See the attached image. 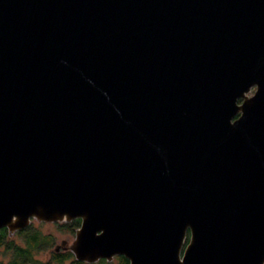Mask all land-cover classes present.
I'll return each mask as SVG.
<instances>
[{
    "label": "water",
    "instance_id": "water-1",
    "mask_svg": "<svg viewBox=\"0 0 264 264\" xmlns=\"http://www.w3.org/2000/svg\"><path fill=\"white\" fill-rule=\"evenodd\" d=\"M31 219L86 263L264 264V0H0V230Z\"/></svg>",
    "mask_w": 264,
    "mask_h": 264
},
{
    "label": "trees",
    "instance_id": "trees-1",
    "mask_svg": "<svg viewBox=\"0 0 264 264\" xmlns=\"http://www.w3.org/2000/svg\"><path fill=\"white\" fill-rule=\"evenodd\" d=\"M60 232L74 234L79 228L80 220L70 222L54 223ZM20 242L10 239L7 229L0 230V250L9 254L8 261L0 264H129V261L122 255L115 256L113 261L108 262L100 259L95 263H86L75 259L71 251L60 248L53 249L55 239L51 234L43 233L39 228L29 224L24 229L14 233ZM186 238L185 245L188 242ZM48 254L45 260L39 255Z\"/></svg>",
    "mask_w": 264,
    "mask_h": 264
},
{
    "label": "rangeland",
    "instance_id": "rangeland-1",
    "mask_svg": "<svg viewBox=\"0 0 264 264\" xmlns=\"http://www.w3.org/2000/svg\"><path fill=\"white\" fill-rule=\"evenodd\" d=\"M254 88L251 90V92L248 94L249 96L253 93ZM62 223V222H60ZM29 224H32L33 226L39 228L43 233L51 234L55 239V245L53 249H55L58 245L61 244L62 241H66V246L69 247L75 238V233H63L58 230V227L54 223H46L41 222L36 219H31V222ZM10 239H14L16 242H20L19 239H17V236L13 234H9ZM61 248V247H60ZM48 254H41L39 255V258L41 260H45L47 258ZM9 254L5 253L3 249L0 250V263H6L8 261ZM114 259V257H113ZM112 259V261H113ZM111 262V261H110Z\"/></svg>",
    "mask_w": 264,
    "mask_h": 264
}]
</instances>
